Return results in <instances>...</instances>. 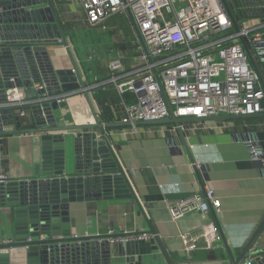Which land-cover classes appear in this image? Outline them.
<instances>
[{"label":"crops","instance_id":"obj_1","mask_svg":"<svg viewBox=\"0 0 264 264\" xmlns=\"http://www.w3.org/2000/svg\"><path fill=\"white\" fill-rule=\"evenodd\" d=\"M54 4L73 58L86 86L91 87L88 96L77 91L65 96V106L54 111L57 123L79 126L98 120L114 124L104 128V132L138 200L113 198L70 204L73 233L105 234L109 229L116 234L149 233L146 232L148 221L172 264H231L229 254L234 258L240 254L264 216V117L188 119L179 122L184 125L183 129L174 128L173 122L136 124L135 128L121 123L122 109L115 89L111 85L95 86L109 74L108 50L104 47L93 49L97 54L91 55L89 61L83 59L68 36L70 29L80 26L75 20L83 15L79 4L70 0H54ZM127 18L114 15L107 21L104 32H108L114 43L112 53L124 55V65L130 67L135 64L138 51L137 39ZM241 22V25L256 27L254 32L264 38L262 17H249ZM128 25L132 38L123 31V26ZM48 48L55 68L71 66L65 46L56 43ZM91 48L87 51H93ZM249 49L256 64L264 65V43L249 45ZM24 88V107L28 108L29 115L20 118V122L29 126L25 130L35 127L30 100L36 92L31 87ZM5 128L14 130L17 126ZM0 136V171L12 179L31 177L39 161V136L26 130ZM206 188L212 189L220 201L219 215L198 211L186 214L178 221L169 217L168 204L202 194ZM4 218L0 208V237L10 233ZM209 222L218 226L221 246L197 248L188 255L183 253L180 234L195 233ZM151 235L149 239L138 241L135 253L127 254L123 249L122 255L118 256V243L113 244L112 264H167Z\"/></svg>","mask_w":264,"mask_h":264},{"label":"water","instance_id":"obj_2","mask_svg":"<svg viewBox=\"0 0 264 264\" xmlns=\"http://www.w3.org/2000/svg\"><path fill=\"white\" fill-rule=\"evenodd\" d=\"M235 32L239 24L232 8L242 19L262 17L264 0H232L229 5L221 0ZM232 7V8H231ZM129 19L141 40L140 33L128 11ZM60 40V41H58ZM240 42L248 61L264 81L245 39ZM66 47L71 66L55 68L48 47L52 44ZM14 78V83L9 78ZM32 80H42L43 88L36 91L30 112L35 127L26 129L39 136L40 155L31 177L11 179L0 184V208L8 231L9 242L0 243V264H112L109 238L114 235H77L71 227L70 204L101 199L137 197L129 178L120 165L104 128L114 124L95 120L87 125H59L54 111L65 106L55 96H67L82 91L88 96L86 83L76 64L65 30L62 27L53 0H0V103L5 91L13 84L31 87ZM163 96L165 94L163 92ZM264 107V98L260 100ZM171 118L139 121L136 124H156L196 117H175L168 105ZM264 117V112L239 115H215L205 120L243 119ZM20 118L9 107L0 106V134L2 126H17ZM25 131V130H23ZM198 175V174H197ZM147 221V220H146ZM167 264H172L149 222ZM264 216L256 226L240 254L231 264H264ZM138 241L118 243V256L138 251ZM132 250L134 252H132Z\"/></svg>","mask_w":264,"mask_h":264},{"label":"built area","instance_id":"obj_3","mask_svg":"<svg viewBox=\"0 0 264 264\" xmlns=\"http://www.w3.org/2000/svg\"><path fill=\"white\" fill-rule=\"evenodd\" d=\"M70 1L79 4L85 23L100 31L107 28V21L114 15L129 17L130 11L140 33L141 40L130 21L137 39L135 64L125 67L124 55L115 53L107 62V79L95 85H111L115 89L122 109L121 123L135 128L139 121L169 119L168 105L175 117L204 120L215 115L264 112L260 104L264 89L248 61L240 37L248 46L264 43V38L254 32L255 26H244L242 22L235 32L221 0ZM226 2L231 5L232 0ZM9 81L14 83V78ZM44 86L42 80H32L31 88L35 92ZM89 89L91 87H87ZM24 90V86L13 84L6 89L0 106L9 107L19 118H26L29 112L23 108ZM126 92L132 94V101L123 98ZM54 98L62 102L65 95ZM173 127L183 129L184 125L178 123ZM1 130L5 131V126ZM11 179L0 171V184ZM167 208L173 221L192 212L211 211L217 216L221 211L220 201L210 188L202 194L170 203ZM107 234L114 235L109 238L111 245L152 236L145 232L116 234L113 229ZM180 240L181 251L188 255L197 248H218L222 238L216 223L209 222L195 233H181ZM9 241L7 236L0 237V243Z\"/></svg>","mask_w":264,"mask_h":264},{"label":"rangeland","instance_id":"obj_4","mask_svg":"<svg viewBox=\"0 0 264 264\" xmlns=\"http://www.w3.org/2000/svg\"><path fill=\"white\" fill-rule=\"evenodd\" d=\"M75 20L78 21L80 26L77 25V28L73 27V29H70L68 32V36L74 50L79 52L83 59L87 58L86 60L89 61V59L92 58L91 55L95 56L97 54H95L93 49H98L99 47H104L105 51L107 49L109 57L114 55L112 53V49H114L112 47V44L114 43L109 39V36L107 35L108 32L98 31L97 29H94L93 27L87 25L84 21L83 15L77 16ZM107 36L108 39L106 38ZM115 38L116 36H114V39ZM90 48L93 51L88 52L87 50Z\"/></svg>","mask_w":264,"mask_h":264},{"label":"trees","instance_id":"obj_5","mask_svg":"<svg viewBox=\"0 0 264 264\" xmlns=\"http://www.w3.org/2000/svg\"><path fill=\"white\" fill-rule=\"evenodd\" d=\"M234 15H235V18H236L237 22L240 24L241 21H242L243 19H242L241 17H239V16L237 15L236 12H234ZM127 19H128V18H127ZM128 20H129V19H128ZM123 31H124V33H125L128 37H131V38H132V36H131V29H130V26H129V25H128V26H123ZM129 46H131V44H129ZM257 66H258V65H257ZM258 67H259V66H258ZM258 69H259L260 73H262L261 76L263 75L262 77H263V79H264V65H262V66L259 67ZM98 89H100V88H98ZM100 94H102V97L107 98V97L105 96V93H104V92H100ZM123 98H124L127 102H130V101H132L133 96H132L131 93L126 92V93L124 94ZM23 108H24V109H28L27 107H26V108L23 107ZM26 127H29V126H27V125H23V124H20V126L17 127L16 130H18V131H23L24 128H26ZM30 128H32V127H30ZM28 129H29V128H28ZM25 130H26V129H25Z\"/></svg>","mask_w":264,"mask_h":264}]
</instances>
